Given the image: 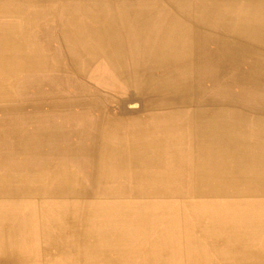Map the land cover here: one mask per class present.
Wrapping results in <instances>:
<instances>
[{"label":"rangeland","instance_id":"rangeland-1","mask_svg":"<svg viewBox=\"0 0 264 264\" xmlns=\"http://www.w3.org/2000/svg\"><path fill=\"white\" fill-rule=\"evenodd\" d=\"M197 1L0 0V106H19L28 114L37 106L49 111L46 108L55 104L60 109L54 113L57 115L0 118L4 122L0 130L14 126L23 135L28 128L25 118L45 119L53 125L49 128L52 134L64 144L65 140L74 146L82 142L74 152L86 150L100 134L92 124L100 123L101 115L93 110L97 103L105 118L126 123L120 130L115 124L108 128L113 140L114 136L121 138L123 144L140 147L142 156L154 159L151 163L143 159L133 168L122 153L118 157L126 161L108 157L103 173L97 164H74L71 168L66 160L65 170L74 173V186L90 193L55 197L38 191L9 200L0 196L1 204L22 203L11 223L0 220L4 235L0 256L14 255L0 264H264V226L254 223L258 222L256 214H264V81L253 88L246 83L237 86L239 77L232 74L234 87L227 79L198 84L196 92L188 93L192 101L180 108L157 104L152 100L169 98L171 88L156 93V84L151 83L144 90L145 70L142 65L138 68V59L150 54L153 47L137 36L130 48L128 37L118 36L116 31H121L115 27L114 41L103 18L110 2L161 6L167 12L176 9L183 22L190 20L201 36L216 37L222 20L238 24L249 19V24H257L260 22L252 16L257 10L264 13V0H201L199 13L193 17V5L189 4ZM144 18L142 27L148 21ZM165 26L162 20L154 38ZM222 32L237 47L245 43L254 48L253 58L263 59L264 45L255 38ZM167 41L178 45L172 38ZM228 52L233 55L232 49L225 54ZM186 57L185 52L180 54L184 63ZM252 63L245 57L243 69ZM257 63L259 71L264 70V59ZM251 70L256 68L247 71ZM170 76L177 92L185 95L182 87L186 80ZM177 100L183 102V98ZM132 102L139 108L127 110L125 104ZM199 108L205 109L207 116L214 110L209 123L223 132L226 143L219 150L220 166L207 160V154L214 152L215 138L199 144L191 135L192 114ZM134 120L141 124L131 130ZM80 122L86 127H78ZM84 129L87 136H82ZM182 132L185 135H180ZM3 146L5 139L0 136V148ZM10 150L2 148L0 154L7 155ZM187 156L191 161L180 164ZM29 201L35 208L30 220L24 222L22 216L30 211L24 203ZM44 203L46 207L38 206ZM0 208L5 210L4 205ZM259 220L264 221V216ZM74 228L85 232L76 241ZM48 230L54 232V243L47 241ZM107 253L110 258H104Z\"/></svg>","mask_w":264,"mask_h":264},{"label":"bare ground","instance_id":"bare-ground-1","mask_svg":"<svg viewBox=\"0 0 264 264\" xmlns=\"http://www.w3.org/2000/svg\"><path fill=\"white\" fill-rule=\"evenodd\" d=\"M202 3L203 2L199 0L189 4L193 5V17L196 16V12L197 14L199 13L200 9L198 7L201 6ZM130 5L115 4L110 2L106 8L108 11L105 10L103 18L106 20V25L109 26L108 28L112 33L114 41L116 40V35L113 27L121 31V33L116 31L118 36H120V34H124L128 37L127 46L130 48L134 47V42L137 36L138 38L143 39L144 44H148L153 47L150 54L145 55L144 58H133L131 65L135 67V64H137L136 61L138 59V68L141 65L144 67V90H146L145 88L149 87L151 83L156 84V86H154V92L156 93L157 91L171 88L172 94L169 96V98L164 100L154 98L152 100H156V102H158L157 104L169 107L171 109L180 108V106H183V103L192 101L193 98H191L189 94L191 91H193L192 93H194V91L196 92V89L199 87L198 84L205 85V83L208 82H223L225 79H227L230 81L231 86L234 87L235 83L231 82V77H229L232 74H237L239 77L237 86L246 83L250 84L253 88L254 85L259 81H264V70L259 71V68H257V62L263 60L264 57L263 59L259 60L258 58H253L252 55L255 54L256 51L254 48L251 46L249 47V45L245 43H243L244 45L242 47H237L238 45H234L229 40H227L226 37L228 36L222 32L225 30L229 34L236 33L245 36L248 39H251L249 37H252L253 39L255 38L258 43L264 45V13L262 11L257 10L254 13V16H252L257 22L260 23L249 24V19H247V17V20H241L244 23L238 24H231L226 20H222L220 33L216 37H206L201 36L196 31V29L192 27L191 23L189 22L190 20H187L184 23L180 15L181 13H176V9H172L171 12H167L160 8L161 6L142 8ZM142 13H151L152 15L147 17L148 15H142ZM144 17H146L148 21L146 26L142 27V25L145 24ZM193 17H189V19ZM142 19L144 20L143 22ZM162 20L166 22V26L156 39L154 38V34L156 30H158V25ZM168 38H172V40H174L178 45L174 46L171 41H167ZM210 45H212V48H209ZM229 49L233 50V55L230 54L231 52L225 54V52ZM184 52L187 56L186 58L188 59V62L186 63H184L182 59L180 60V54ZM245 57H250L253 63L247 64L249 66H247V68L245 67L246 69H243V66H245ZM185 66L187 67V70ZM250 68H256V70L247 71ZM253 72L254 74H252ZM174 74L178 75L182 79H185L186 82L188 81L191 83L189 86L185 82L184 86L182 87L186 89L187 95L177 92V84L170 76ZM180 98H183V102H178L177 99ZM210 101H214V99H211ZM93 104L95 105L93 110L101 116L99 119L100 123L92 124L94 127H96V129H100L97 130L100 132V134H98V141L92 140L93 142L91 141L89 143L90 145L87 146L90 148H87L86 150L82 148L80 151L74 152V150L76 151V149L83 146L82 142L78 141L74 146V142L68 143V141L65 140L67 143L64 144L62 140L57 139L56 136L52 134V130H49V128L53 127V125L50 124L51 122L45 119H39L35 121L32 118H25L24 121L28 123V128H26L23 135H19L20 131L14 126H11V128L5 130H0V133L2 132L0 136L5 139V146L2 148L11 149L7 155L0 154V171L2 173V181L0 182V196H4L5 199L9 200V198L13 199L14 195L17 194L25 193L26 195L31 196L35 195L38 191L42 194H53L55 197L62 196L64 193H90L87 190L79 189L74 186V184H76V181L74 180V173H70L65 170L67 169L64 165L66 160L71 163V165H69L71 168H74V164L75 167L78 164L81 166L85 164L88 165V163L92 164V166L97 164L101 170V173L107 169L106 163L109 161L108 157L115 156V162L126 161L118 157V155L122 153H124V156L128 158V161L130 162L129 164L133 168H135L136 162L142 161L143 159H148L149 163L154 160L152 158H145L142 156V153H140L141 150H139L140 147H134L133 144H123L121 138L117 140V138H115L116 136H114L113 140L111 137L112 132L109 133L111 130L108 128H112V125L115 124V129L120 130L122 127H126V123L124 121L113 123L112 119L105 118L107 116H104L100 108L97 107L100 106L99 104ZM46 109L49 111H44L43 108L37 106L34 107V109H31L30 111H34L28 114L24 112V109L19 108V106L5 107L2 105L0 106V114L2 115L0 118L6 119L8 117L18 118L21 116L32 117L57 115L54 113L60 110H57V105L55 104H53V106L47 107ZM211 112L213 115L215 114L214 110ZM207 114L208 113L203 108L196 109V112L192 114L193 124L191 126V135H194L199 144H205L207 138L209 137L215 138L212 149L214 152L210 153L209 155L207 154V160L210 165L220 166L218 160H220L222 156L219 154V150L220 148H224L226 141L223 140V132L221 128L216 129L209 123L211 120L210 116H212V114L210 116H207ZM29 122H34V124L32 125ZM3 123L4 122H0V126ZM139 123L141 124V121L139 122L134 120L131 122V130L133 129L134 125H139ZM77 125L83 129L87 124L85 122H80ZM84 133H87L85 129L83 130L82 136H87V134ZM71 135H73L74 138V132ZM180 135H185V132H182ZM200 138H202V140H199ZM124 145L127 146V149L124 148ZM182 161L183 162L179 161V163L183 164L187 161H191L190 156L182 159ZM204 161H206V156ZM205 163L207 164V162ZM204 169L205 166L203 167V170ZM208 169L213 168L208 167ZM212 173H214V169L212 170ZM197 175L198 173L196 176ZM33 179L38 180L37 182H32L31 180ZM97 182L100 183V181ZM103 182L105 183V181ZM92 192H94V190ZM24 204H26L24 205L26 208L30 207L28 208L30 211L22 216V220L24 222H28L30 220L29 216L31 215V211L35 208V205L34 203H31V201ZM3 205L5 210L0 208V220L11 223L16 217V211L21 208L22 203L11 206L8 201H3V204L0 202V207ZM38 206L46 207V203H44V205ZM261 216H264V214H256L255 219L258 220V222H254L256 226H264V221L259 220ZM47 233V241H49L50 244L54 243V232L52 230H48ZM74 234L76 237L74 240L76 241L79 240L81 235L85 234V232L83 230H76L74 228ZM3 239L4 235L0 233V240ZM102 251L103 250H100V252ZM103 256H105L104 258L111 257L108 253ZM13 257L14 255L11 253H3V255L0 256V262H7Z\"/></svg>","mask_w":264,"mask_h":264},{"label":"water","instance_id":"water-1","mask_svg":"<svg viewBox=\"0 0 264 264\" xmlns=\"http://www.w3.org/2000/svg\"><path fill=\"white\" fill-rule=\"evenodd\" d=\"M125 108L127 110H135L139 108V104L137 102L127 103L125 104Z\"/></svg>","mask_w":264,"mask_h":264}]
</instances>
